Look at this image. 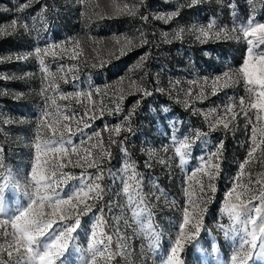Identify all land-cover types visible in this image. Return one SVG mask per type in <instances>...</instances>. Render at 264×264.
<instances>
[{"label": "rangeland", "instance_id": "obj_1", "mask_svg": "<svg viewBox=\"0 0 264 264\" xmlns=\"http://www.w3.org/2000/svg\"><path fill=\"white\" fill-rule=\"evenodd\" d=\"M232 2L235 17L228 0H30L22 12L17 5L25 0H0V174L11 171L19 185L5 189L7 210L0 220L9 223L0 231H12L10 217L29 203L24 193L34 190L36 144L58 140L63 132L72 143L65 144L70 154L61 160L67 175L51 177L57 191L66 199L82 183H98L100 193L92 198L95 192H89L72 220L53 225L58 230L80 216L62 264H93V231L103 252L95 264H114L117 257L119 264H162L178 237L182 264H231L240 238L225 236L222 227L242 226L229 219L225 205H244L257 220L255 209L264 211V108L252 107L264 101V88L247 84L240 72L248 59L247 40L253 39L251 63L257 67L264 44L239 31L249 21L264 23V0ZM173 12L178 15L167 22L158 18ZM213 22L209 37L197 39L199 29ZM215 32L223 34L217 38ZM127 40L133 48L122 54ZM37 47L50 51L37 57ZM220 119L228 129L216 124ZM253 129L256 150L249 157ZM110 140L118 147L107 163ZM221 142L222 155L214 159ZM72 147L78 152L71 153ZM54 155L41 153L40 163ZM85 156L95 157L97 167H88ZM78 158L83 167L67 163ZM210 163L220 165L211 180ZM98 172L102 179L94 180ZM85 204L91 211H81ZM153 232L159 234L155 248ZM261 238L258 233L254 249L245 245L252 252L247 264H264ZM0 244H6L2 235ZM3 260H9L6 253Z\"/></svg>", "mask_w": 264, "mask_h": 264}, {"label": "snow or ice", "instance_id": "obj_2", "mask_svg": "<svg viewBox=\"0 0 264 264\" xmlns=\"http://www.w3.org/2000/svg\"><path fill=\"white\" fill-rule=\"evenodd\" d=\"M191 3H195L196 0H190ZM228 5L233 9V16L236 15V6L233 4L232 0H228ZM30 0H25L23 5L18 4L17 10L23 11L24 9L30 7ZM121 10H117L119 13ZM130 15H135V12H129ZM178 15L177 12H173L171 16L166 17H158L167 20L172 19L173 16ZM146 19V17H145ZM17 26V20L13 19L11 22V27L14 30ZM25 29L27 25H24ZM214 27V22L209 23L207 28H200L199 34L197 35V39H207L210 35V30ZM239 31L243 33L244 37H252L255 38L256 44H264V23L262 22H251L249 21L246 26L241 25L239 27ZM0 32H4V30L0 29ZM6 34V32L4 33ZM223 32H215L212 35L217 38L222 35ZM147 43V41H143ZM248 45L250 47L247 49L248 59L244 60L243 67L240 69V72L243 74V78L247 84H259L261 88H264V51L258 54L259 58V66L253 65L251 63V58L254 55V50L251 45H253V39L247 40ZM60 45L53 44L50 48H57ZM50 48L41 49L37 47L35 49V53L37 57L40 56L42 52L47 53L50 51ZM133 48L132 40H127L126 45L122 48V54L124 51H131ZM75 58V57H73ZM141 59H146V57H142ZM39 63L41 66L44 65V60L40 59ZM47 71V68L44 69ZM227 75V74H226ZM150 94V93H147ZM215 94V91L213 92ZM72 95V94H69ZM81 93H75V96L79 97ZM260 96L264 97V91L260 92ZM67 98V97H62ZM123 99V97H121ZM139 101L137 102V104ZM243 104V100L241 101ZM253 108L262 107L264 108V101H262L259 105L252 104ZM229 112L232 111V108L229 107L227 109ZM117 111H119V107L117 106ZM85 115H88V112L85 111ZM49 115L48 111L44 112V117ZM65 120H68L70 117L64 116ZM94 118V117H91ZM232 119H235V114ZM223 124L224 129H228V122H224L223 119L217 120L216 124ZM48 127V125H44ZM90 125L85 121L84 127L87 128ZM67 125H64V128L67 129ZM121 131V126L118 124L114 128V132L119 134ZM264 131V129H261ZM97 138L100 137V133L96 132L94 134ZM91 139V137H89ZM71 144L72 139L68 137L65 139L63 132L60 134V138L58 140H50L46 141L43 144H36V156H37V164L33 166L31 169V179L34 182L33 191L25 190V195L29 199V203L27 206H20L17 208V213L10 217V225L12 231H0V235L4 237L6 240V244H0V264H62V257L65 256V253L69 250V243L73 240V233L77 231L81 220L80 216L76 215L74 218V222L66 223L62 226H59L58 230L53 229V225L57 223V219L61 222L68 221L73 219V212L77 208V204L83 202L85 198L89 197V192L94 191L95 196L92 198H98L100 193V185L98 183L93 184H83L76 188L74 191L67 195V198H63L61 193L57 191V185L55 181L51 180V177L56 176L57 172H60L62 177H65L67 174L63 172V168L65 165L61 163L62 159H65L69 156V149L65 146V144ZM110 143H116L115 140H110ZM121 143H123L121 141ZM92 147H96L93 145ZM181 147L187 148V143L183 144ZM223 143L221 142L220 148L217 149L214 154V159L219 158L222 155ZM255 129H253V148L248 153V156L251 157L252 153L255 152ZM103 151V149H101ZM78 149L76 147L71 148V153H77ZM177 152L180 153V149H177ZM43 153L47 156L48 153L55 154L54 158L46 161L44 164L40 163V156ZM88 155H91L89 153ZM110 155V153H109ZM181 162L184 161V154L180 153ZM84 162L87 163L88 167H97L98 162L95 157L93 159H88V156L84 157ZM68 164H72L73 167H83L81 160L78 158L76 161H72L71 159H67ZM243 168V165H241ZM0 169H3V164L0 162ZM220 165L219 163H210L208 166V176L211 180L215 175L219 173ZM50 173V175L46 174ZM0 178L3 179V183H0V213H5L6 202H5V189L13 188L16 189L19 187L17 183H13V176L11 171H7L6 174H0ZM102 179V175L100 172L94 177V180ZM209 189L214 191L215 189L211 184L207 185ZM85 188L88 191H85ZM205 186L201 185V191H204ZM125 191H127V185H125ZM231 195V193H229ZM261 200L264 201V195H261ZM75 201V203H74ZM207 203V201H203ZM70 206V207H69ZM49 209L50 211H45V209ZM82 212L91 211V207L87 204L84 205V208L81 209ZM202 211V210H201ZM224 211L229 216V219L241 225L240 227H230L222 230L225 232V236H229L230 233H235L239 235V250L236 251L231 257V264H247V260L251 257V250H245V245H251V248L254 249L256 247V241L258 233L261 235V248L264 249V211L261 208H256L255 211L259 215V219L257 220L251 215V209L245 207L244 205H240L239 207L236 204H226ZM188 214L187 209H185V218L184 224H187ZM9 221L0 220V225H6ZM184 224L181 225V232H183ZM248 224H252L253 227L251 231L248 230ZM99 226V222L97 223V227ZM148 227L151 228L152 225L149 223ZM196 228V232H199V227L194 226ZM96 232L92 233V241L88 244V251L93 257V264H95V258L97 255L103 256V252L98 247L102 241L96 239ZM153 243L151 247L155 248L159 242V234L153 232ZM250 238V239H249ZM109 239H111L109 237ZM181 239L178 237L175 242V246L171 248V254L167 256L166 260L162 261V264H182L180 258L177 253L181 250ZM7 254L9 257L8 261L3 260V255ZM15 253V255H14Z\"/></svg>", "mask_w": 264, "mask_h": 264}, {"label": "trees", "instance_id": "obj_3", "mask_svg": "<svg viewBox=\"0 0 264 264\" xmlns=\"http://www.w3.org/2000/svg\"><path fill=\"white\" fill-rule=\"evenodd\" d=\"M131 98V97H129ZM111 148L109 149V153L110 155L108 154V159H107V163L109 162H112L114 157L116 156V152H117V147H118V143H112ZM89 171H92V170H89ZM104 176V175H103ZM114 264H119L120 263V259L117 257L113 260Z\"/></svg>", "mask_w": 264, "mask_h": 264}]
</instances>
